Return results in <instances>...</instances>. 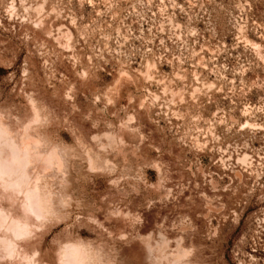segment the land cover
Segmentation results:
<instances>
[{
    "label": "rangeland",
    "instance_id": "obj_1",
    "mask_svg": "<svg viewBox=\"0 0 264 264\" xmlns=\"http://www.w3.org/2000/svg\"><path fill=\"white\" fill-rule=\"evenodd\" d=\"M0 116L43 153L0 264H264V0H0Z\"/></svg>",
    "mask_w": 264,
    "mask_h": 264
},
{
    "label": "bare ground",
    "instance_id": "obj_2",
    "mask_svg": "<svg viewBox=\"0 0 264 264\" xmlns=\"http://www.w3.org/2000/svg\"><path fill=\"white\" fill-rule=\"evenodd\" d=\"M31 120L34 122V119ZM35 120L36 122L39 121L37 118H35ZM26 128H28V126ZM23 131L24 130H22V133L19 135L13 133L0 116V231L3 230L10 234L9 236H0V245L5 248H9L14 244L17 245L16 240H22L30 236L33 232V220L40 219L41 217L38 212V206L36 205L38 200V197L35 196L36 189L31 187V181L27 180L25 182V177L28 176L24 175L25 169L28 168V166H32V155H35L34 153L36 151L38 152V144L40 143L28 134L29 131L25 133H23ZM38 154L40 153H37L35 156H38ZM40 155L42 158L43 153ZM46 165H49V163ZM19 170H21V174H18ZM3 193H8L10 197H18L19 195L22 196L21 216H15L5 209L1 202V195H3ZM75 245H70L68 243L64 245L61 253L60 264L81 263L82 254ZM183 251H186V249ZM186 252L183 253L185 254ZM10 254L13 255V251H11ZM24 262L25 264H28L27 261L24 260Z\"/></svg>",
    "mask_w": 264,
    "mask_h": 264
}]
</instances>
